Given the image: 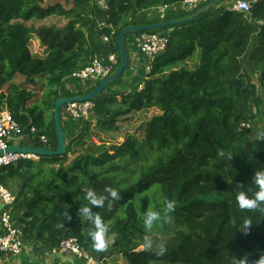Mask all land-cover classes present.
I'll return each instance as SVG.
<instances>
[{
	"label": "trees",
	"instance_id": "1",
	"mask_svg": "<svg viewBox=\"0 0 264 264\" xmlns=\"http://www.w3.org/2000/svg\"><path fill=\"white\" fill-rule=\"evenodd\" d=\"M180 1L0 0V109H7L21 126V144L55 150V101L84 94L70 89L69 76L94 55L111 51L118 55V66L117 38L124 28L183 19L200 8L167 11L163 20L148 15L154 7ZM225 1L191 21L148 30L166 35L168 42L142 79L144 88L113 92L124 83L122 77L131 74L128 62L114 84L92 100V118L79 121L84 130L75 135L73 130L74 138L64 130L60 109L63 156L20 160L1 171L3 183L19 181L13 212L25 243L36 250H58L60 239L74 237L92 256H102L101 264L115 254L127 264H234L240 259L259 264L264 258V205L242 210L236 200L239 191L256 190L254 173L264 168V139L259 138L264 123L255 137L241 128L247 122L253 126V110L262 104L251 77L257 75L258 87L264 88V0H258L249 15L226 10L221 6ZM51 16L63 17L66 24L26 25ZM102 21L110 29H98ZM111 30L109 42H102L101 35ZM31 33L45 55L31 53ZM137 33L125 36L126 53L127 37ZM38 80L40 99L28 88L36 87ZM147 109L158 114L141 125V138L126 134L110 147L85 148L82 132L92 119L100 132H116L122 128L121 118L127 121L131 113ZM42 134L49 139L46 146L38 139ZM74 143L81 146L74 149ZM86 187L102 195L109 188L120 194L119 200L109 197L103 207L93 208L109 226L106 240L113 237L102 251L89 236L92 224L79 215L87 203L82 191ZM149 210L159 213L151 229L167 227L169 217L176 230L162 249L138 251ZM246 219L251 221L247 229ZM53 259V264H62ZM21 263L41 264L32 258Z\"/></svg>",
	"mask_w": 264,
	"mask_h": 264
},
{
	"label": "built area",
	"instance_id": "2",
	"mask_svg": "<svg viewBox=\"0 0 264 264\" xmlns=\"http://www.w3.org/2000/svg\"><path fill=\"white\" fill-rule=\"evenodd\" d=\"M210 0H182L180 2L154 7L158 17L163 20L167 11L193 12L202 7ZM258 0H229L222 4L226 10L236 11L249 15L253 6ZM104 8L106 6L99 2ZM109 28L105 22L98 23V29ZM114 34L111 30L109 34H102L101 41L108 43L110 37ZM133 42L138 51L148 60L147 71L150 68L152 60L165 49L168 37L158 32L141 31L134 35ZM118 64V55L115 52L107 54L94 55L91 60L83 68L74 71L70 76V80L74 82L78 91L86 93L94 85L104 80L110 75ZM144 88V81L141 80L136 90L141 91ZM95 103L92 100L82 102H72L63 106V113L71 119L77 121H87L92 118ZM255 112V110H253ZM250 122L242 123V129H250ZM31 133H35V128L30 129ZM38 139L43 145H48L49 139L46 135H38ZM23 138V130L21 126L12 118L7 109H0V149L5 150L10 146H23L21 141ZM29 147V146H26ZM47 148V147H43ZM40 156L34 153L13 152L0 156V176L1 171L11 164L20 160L34 159L38 160ZM16 201V193L5 186L0 179V257L6 258L19 257L24 251V240L22 238V230L16 225L13 218V207ZM58 250L64 254L70 255L73 259L87 261L89 264L95 260L87 250H85L78 240L74 237H63L59 240Z\"/></svg>",
	"mask_w": 264,
	"mask_h": 264
},
{
	"label": "rangeland",
	"instance_id": "3",
	"mask_svg": "<svg viewBox=\"0 0 264 264\" xmlns=\"http://www.w3.org/2000/svg\"><path fill=\"white\" fill-rule=\"evenodd\" d=\"M47 1V0H46ZM227 1L223 2L222 4H225ZM33 24L35 28H38L40 26H56V27H62L66 24V19L60 16H51L41 21L36 22H27L26 25L29 26V24ZM161 29V28H159ZM160 33V32H158ZM132 36V35H131ZM29 48L33 55L36 56H43L45 55V50L40 46L39 40L36 37L35 34L31 33L29 38ZM252 82L257 87V92L262 97V104L259 110H255V115L257 116L256 121L254 122L253 126L250 128V137H255V135L260 131L261 125L264 123V88L258 87L257 83V75H253L251 77ZM14 82L18 83L20 82L19 79L14 80ZM40 87H42V81H37V86H28L29 89L36 90L35 94L37 96V99H40L41 97V91ZM5 88V86H4ZM113 92H118L117 90H113ZM5 109V108H4ZM63 107H61L62 116L65 115L63 113ZM158 114V111L156 109H147L139 112H133L130 114L129 120H124L123 118L120 119V122L122 123V128L119 131H110V132H100V130L95 126V122L92 119L89 123L88 128L85 130V132H82L84 141H85V148L88 149L90 147H96V148H107L111 145H114L116 143H119L121 139L126 134H131L134 137L141 138L142 136V130H139L141 125L150 119L153 115ZM93 115V114H92ZM69 118V117H67ZM65 119V118H64ZM70 119V118H69ZM88 121V120H87ZM85 122V121H83ZM80 122V128L78 129L79 132L83 131L84 129V123ZM75 130V131H78ZM22 145V144H21ZM25 146V145H23ZM81 146L79 143H74L73 148L78 149ZM92 151L96 152L94 148H91ZM246 152L249 153L250 148L249 146H245ZM73 156L72 154L69 155V159H71ZM4 184L7 188L12 190L13 192H17V187L19 185L18 179H5ZM15 223L16 225L20 227L19 221H17V216H15ZM166 225L164 226H158L156 229H147L142 237H140L138 241V251H141L145 248L149 249H162L164 245H166L171 238V236L175 233V228L173 227L172 220L169 217H166ZM113 240V237H109L107 242ZM28 248L26 252L28 254L34 256L33 259H36L41 262V264H45V251L42 250H36L31 249L30 246L26 247ZM36 256L38 258H36ZM5 257V256H1ZM6 258V257H5ZM76 259V258H74ZM77 260V259H76ZM106 263L107 264H127L124 257H122L120 254H115L113 256L106 257ZM1 264V263H0ZM53 264V263H49Z\"/></svg>",
	"mask_w": 264,
	"mask_h": 264
},
{
	"label": "water",
	"instance_id": "4",
	"mask_svg": "<svg viewBox=\"0 0 264 264\" xmlns=\"http://www.w3.org/2000/svg\"><path fill=\"white\" fill-rule=\"evenodd\" d=\"M220 1L222 0H210L206 4H204L202 7H200L198 10H196L193 14L183 19L161 21L159 23H155L151 25L130 26V27L124 28L120 32L117 38L120 62H119V65L114 69V71L110 75H108L104 80L94 85L89 91H87L83 95L60 97L55 101L54 107L52 110V118L54 122L55 134L57 138V148L55 150H51L49 148L10 146V147H7L5 150L0 149V156H2L3 154L13 153V152L34 153L40 157H48V158L63 156L66 153V141H65V136H64V132H63L62 124H61V119H60L61 107H63L66 104L72 103V102H82L86 100H93L106 87L114 84V82L119 78L123 70L128 65V55L124 47V38L126 35L141 32V31H148V30L159 29V28H167V27H172L175 25L183 24L185 22H188V21H191L197 18L198 16L203 14L205 11H207L211 6L217 4ZM46 251L51 253L57 259H59L62 264H76L75 260L70 255H66L63 252H60L59 250H52V249L47 248ZM94 257H95V260L92 262V264H101L100 262L102 260V256H98L96 254Z\"/></svg>",
	"mask_w": 264,
	"mask_h": 264
},
{
	"label": "clouds",
	"instance_id": "5",
	"mask_svg": "<svg viewBox=\"0 0 264 264\" xmlns=\"http://www.w3.org/2000/svg\"><path fill=\"white\" fill-rule=\"evenodd\" d=\"M264 139V134L259 136ZM256 190L249 193V191H239L236 196L237 204L240 209L254 210L264 205V168L258 169L253 176ZM84 200L87 202L79 209V215L85 221L92 224V230L89 232L91 241L94 247L98 250H104L107 247L106 234L109 231L108 224L103 218L94 214L93 208L103 207L105 201L110 197L112 200H119L120 194L116 189H107V195L98 194L92 187L83 188ZM173 204L169 202L167 208L171 209ZM159 220V213L155 210H149L144 213L143 224L146 229H151L156 221ZM251 224V221L246 219L244 221L245 229ZM234 264H245L244 259L234 261ZM259 264H264V258H261Z\"/></svg>",
	"mask_w": 264,
	"mask_h": 264
},
{
	"label": "crops",
	"instance_id": "6",
	"mask_svg": "<svg viewBox=\"0 0 264 264\" xmlns=\"http://www.w3.org/2000/svg\"><path fill=\"white\" fill-rule=\"evenodd\" d=\"M157 11L156 9L152 8L150 12H148V15H151V17H156L157 16ZM133 38L134 35L127 37L126 39V43H127V48H128V62H129V71H130V75H124L122 77V83L120 85V87H114L113 90H117L118 91H130L132 88L136 87L137 84L145 78V75L147 73V66H148V60L138 51V49L135 47L134 42H133ZM70 89L77 93L78 92V88L76 86V84L74 82H72V86L71 83H68ZM65 114V113H64ZM68 115H63V122H64V130L66 132V134L68 136H71V133L73 132V130H78L81 126L80 122L77 120H73L69 118ZM65 118V119H64ZM79 132L75 131L74 135L77 134ZM72 138H74V136H71ZM16 216V213L13 212V218L14 220ZM16 222V221H15ZM17 224V223H16ZM18 225V224H17ZM24 251L23 253L19 256V257H15V258H5V257H0V263L1 264H22L21 261L25 258H34V256L28 254V252H26V250L28 248V246L31 247V249L33 250V246L29 245L28 243H24ZM46 256L45 258V264H49V263H53V255L47 251H45ZM67 255V254H66ZM36 258H38L36 256ZM38 261V260H37ZM39 263H41L40 261H38Z\"/></svg>",
	"mask_w": 264,
	"mask_h": 264
}]
</instances>
